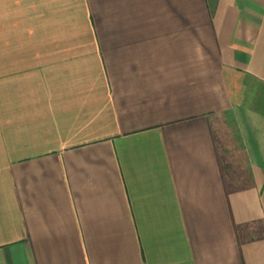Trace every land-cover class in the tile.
<instances>
[{
    "label": "crops",
    "instance_id": "0c3cea01",
    "mask_svg": "<svg viewBox=\"0 0 264 264\" xmlns=\"http://www.w3.org/2000/svg\"><path fill=\"white\" fill-rule=\"evenodd\" d=\"M0 264H264V0H0Z\"/></svg>",
    "mask_w": 264,
    "mask_h": 264
}]
</instances>
